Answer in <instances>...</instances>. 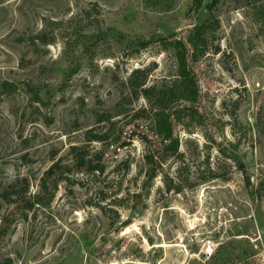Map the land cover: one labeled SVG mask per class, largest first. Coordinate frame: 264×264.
<instances>
[{"label":"rangeland","instance_id":"1","mask_svg":"<svg viewBox=\"0 0 264 264\" xmlns=\"http://www.w3.org/2000/svg\"><path fill=\"white\" fill-rule=\"evenodd\" d=\"M211 2L0 0V264H264V0H219L208 49L188 45L183 156L143 185L162 143L127 77L173 80L162 40H187ZM86 152L103 172L77 166Z\"/></svg>","mask_w":264,"mask_h":264},{"label":"trees","instance_id":"2","mask_svg":"<svg viewBox=\"0 0 264 264\" xmlns=\"http://www.w3.org/2000/svg\"><path fill=\"white\" fill-rule=\"evenodd\" d=\"M198 6H203L204 0H196ZM254 4L260 3L261 0H252ZM219 0H212L208 5L211 12V17L205 22L195 26L194 30L188 36L187 40L182 38L170 37L162 40L163 49L167 52H172L175 56L177 63V74L173 80L168 81L158 88L156 85L149 86L148 78L150 70L147 68L134 69L131 71L126 80L128 89V96L135 99L144 98L147 101L148 109L141 108L138 110L137 115L150 114L152 120V131L161 140L162 146L160 147L158 157L154 154L153 150L148 146L144 154L146 170H144L145 179L143 182L144 187L151 186L158 174L157 164L164 163L169 157L180 158L183 156L180 152V139L174 133V125L181 122L182 111H187L197 101L199 96V86L195 79L194 73L190 67L189 53L191 49L196 52H204L208 49V40L210 35L220 26V20L214 18V9ZM264 7V6H260ZM259 7V8H260ZM141 47L147 45L146 42H139ZM191 46V49L188 47ZM125 98H123L124 100ZM183 100L186 102L184 106H174L176 102ZM109 114H103L99 122L110 121ZM101 134H94L91 136V141H104ZM144 141V140H143ZM79 148H72L76 150ZM88 153L77 154L75 162L78 167H89L91 173L103 172L104 167L102 164H92L89 160ZM100 159V157H98ZM178 180V178H177ZM250 180L248 179V183ZM180 183H182L179 180ZM166 191H175L180 193L183 191L182 186L172 181L169 184L167 181ZM182 185V184H181ZM32 208V206H30Z\"/></svg>","mask_w":264,"mask_h":264},{"label":"built area","instance_id":"3","mask_svg":"<svg viewBox=\"0 0 264 264\" xmlns=\"http://www.w3.org/2000/svg\"><path fill=\"white\" fill-rule=\"evenodd\" d=\"M204 252L207 255H212L214 253V248H213L212 244H207L206 247H205Z\"/></svg>","mask_w":264,"mask_h":264}]
</instances>
